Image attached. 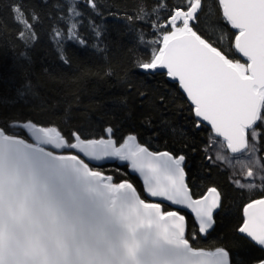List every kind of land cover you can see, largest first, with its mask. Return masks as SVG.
Returning <instances> with one entry per match:
<instances>
[{
    "label": "trees",
    "instance_id": "trees-1",
    "mask_svg": "<svg viewBox=\"0 0 264 264\" xmlns=\"http://www.w3.org/2000/svg\"><path fill=\"white\" fill-rule=\"evenodd\" d=\"M160 2L96 0L97 14L85 0H0V129L26 140L24 127L13 125L31 121L36 126L55 127L66 141L73 142V132L85 140L100 139L106 138L105 130L111 127L116 147L134 135L138 144L153 153L183 155L186 184L193 198L203 197L212 187L221 197L214 228L205 237L199 236L193 219L182 213L190 246L207 251L223 248L231 264H257L264 260V251L241 237L238 230L243 209L264 198V192L249 194L234 188L229 173L212 164L208 150L214 137L208 128H198L178 86L165 75L143 74L138 67V62L150 61L152 49L162 44L163 30L154 32L152 23H165L178 4L164 0L167 8L152 14ZM71 3L82 13L75 18V31L86 41L84 45L67 38ZM13 4H19L29 19L33 12L39 17L34 41L25 44L18 38ZM141 7L152 15L136 19ZM198 15L199 34L218 49L235 53L233 32L223 20L217 0H202ZM93 26L102 32L99 41L92 33ZM53 29L62 33L56 42ZM258 146L264 165L263 133L258 136ZM102 171L111 175L114 183L132 182L145 199L140 182L128 174L127 167L115 163Z\"/></svg>",
    "mask_w": 264,
    "mask_h": 264
},
{
    "label": "snow or ice",
    "instance_id": "snow-or-ice-1",
    "mask_svg": "<svg viewBox=\"0 0 264 264\" xmlns=\"http://www.w3.org/2000/svg\"><path fill=\"white\" fill-rule=\"evenodd\" d=\"M85 3L99 14L96 0H85ZM219 6L226 24L237 30L231 33L235 37L231 45L235 53L218 49L209 38L199 34L198 12L202 0H182L169 11L165 23H152L154 32L163 30L162 46L154 47L150 61L138 62V67L152 70L148 75H164L166 70L167 76L178 81L191 101L190 111L199 118L197 126L206 121L236 154L244 149L254 150L246 138L248 130L256 140L260 135L258 122H264V0H219ZM164 8L167 5L161 0L152 14ZM11 10L20 29L18 38L25 44L30 39L34 41V25L39 17L33 12L29 19L19 4H13ZM152 14L141 7L136 19L144 20ZM68 15L67 38L86 44L75 31V18L82 13L74 3L69 5ZM53 32L56 42L62 33L57 29ZM92 33L99 41L102 36L99 26H93ZM139 38L143 41L142 34ZM155 43L160 45L161 41ZM236 53L244 58L243 62L236 58ZM60 54L67 62L62 49ZM13 126L25 127L32 139L29 142L14 132L0 129V175L8 162L25 165L34 172L42 162H48L57 177L72 176L87 191L101 193L110 215L115 218L114 232L120 230L115 239L105 238L87 248L79 264H231L229 253L223 248L205 252L191 247L185 235V215L177 210H165L170 205L190 209L200 234L208 233L215 224L214 211L220 206V194L212 187L202 198H193L185 183L183 155L153 153L136 143L134 135L116 147L111 127L105 130L107 139L85 140L73 132L74 140L68 142L55 127L36 126L31 121L14 122ZM64 149L75 150L93 162L112 163L109 158L127 161L143 177L147 195L159 200L146 202L132 182L114 183L113 177L102 171L104 163H99L96 167L100 170H95L79 155L63 153ZM217 159L228 158L218 154ZM248 175L253 173L249 171ZM237 186L244 187L238 181ZM260 187L264 190V184ZM244 217L239 232L264 249V199L249 203L244 208ZM0 264H4L2 248Z\"/></svg>",
    "mask_w": 264,
    "mask_h": 264
},
{
    "label": "water",
    "instance_id": "water-1",
    "mask_svg": "<svg viewBox=\"0 0 264 264\" xmlns=\"http://www.w3.org/2000/svg\"><path fill=\"white\" fill-rule=\"evenodd\" d=\"M217 1L219 5V0ZM219 10L222 15L220 6ZM227 26L233 33L237 31L231 29L230 25ZM236 55L241 62H243L244 58L238 53H236ZM140 71L143 74H147L148 71L152 70L146 71L141 68ZM164 72L166 79L170 83L178 86L180 93L185 97L189 106L192 107L191 101L188 100L186 93L179 87L178 81H174L172 78L168 77L166 70H164ZM194 118L196 121L199 120L195 115ZM201 126L208 128L215 139L223 142L230 156H240L247 151V149H244L241 153H232L231 150L227 148V143L223 140V137L216 136L210 124L204 121L201 122ZM24 129L26 140L31 142L32 138L28 130L25 127ZM250 132L251 130H248L246 138H248ZM107 138L106 136L105 139ZM135 142L137 143V141ZM50 150L57 151L55 149ZM61 151L65 154L72 153L79 155L90 167H94L95 169H98L96 166L99 163H104L89 161L82 154L76 153L75 150L64 149ZM109 159L113 162L104 163V166H111L116 163L118 166L127 167L128 174L132 177H136L140 181L146 202L159 200V198H152L147 195L143 177L138 172H134L127 161L121 162L115 158ZM184 166L185 160L183 163V167ZM28 171L34 172L25 165H17L8 162L4 166L3 174L0 175V217H2V223H0V248H2L4 264H79L81 255L87 248L96 245L105 238L115 239L116 232L120 230L116 229L114 232V217H109V226L101 232L97 227L99 221L98 212L89 214L76 210V205L80 202H88L99 208L101 206V201L99 198L93 199V193L87 191L83 185L77 184L74 177H53L48 180L33 179L31 182H26L21 177ZM207 193L208 191L205 195ZM103 204L105 205L104 197ZM164 204L169 205V202L165 201ZM168 208L177 210L180 214L184 213L191 217L200 237H205L214 228L210 229L206 234H200L198 222L195 221V215L191 213L190 209L177 205H170ZM219 208L214 211V216L218 213ZM244 218L243 209V222ZM93 233L94 239L92 242H86V237ZM238 234L247 239L255 247L264 251L260 246L255 245L250 238H247L245 234L240 233L239 230ZM185 235H187V224ZM215 250L202 251L214 252ZM257 264H260V262Z\"/></svg>",
    "mask_w": 264,
    "mask_h": 264
},
{
    "label": "rangeland",
    "instance_id": "rangeland-1",
    "mask_svg": "<svg viewBox=\"0 0 264 264\" xmlns=\"http://www.w3.org/2000/svg\"><path fill=\"white\" fill-rule=\"evenodd\" d=\"M177 3H182V0H176ZM224 38L221 37L220 45L223 46ZM197 122V121H196ZM259 133L264 134V122H259ZM199 128V127H198ZM211 133V132H210ZM249 135V134H248ZM214 139V140H213ZM209 146L208 154L210 155L213 165L219 166L222 170L225 169L230 175V183L234 188L245 191L249 194L253 193H262L264 190L260 187L261 184H264V179H261L264 176V165L261 162V151L258 146V138L253 140L250 132V139L247 138L250 148H254L253 151H247L240 156L232 157L230 156L226 149L225 145L221 141L213 138ZM220 154L222 157H227L228 159H217V155ZM251 171L252 176H249L248 173ZM237 181L244 185V187H238ZM255 184V188H249L247 185Z\"/></svg>",
    "mask_w": 264,
    "mask_h": 264
},
{
    "label": "clouds",
    "instance_id": "clouds-1",
    "mask_svg": "<svg viewBox=\"0 0 264 264\" xmlns=\"http://www.w3.org/2000/svg\"><path fill=\"white\" fill-rule=\"evenodd\" d=\"M57 177L53 169L49 166L48 162H42L39 166L38 171L32 172L28 171L22 175V179L26 182H31L33 179L48 180L50 178ZM93 199L99 198L101 201V206L99 208L95 207L93 204L88 202H80L76 205L77 211H83L89 214L99 213L98 229L102 232L106 229L108 224V219L111 216L107 207L103 204V196L101 193L92 192ZM95 231V230H94ZM94 239V233L86 237V242L91 243Z\"/></svg>",
    "mask_w": 264,
    "mask_h": 264
},
{
    "label": "bare ground",
    "instance_id": "bare-ground-1",
    "mask_svg": "<svg viewBox=\"0 0 264 264\" xmlns=\"http://www.w3.org/2000/svg\"><path fill=\"white\" fill-rule=\"evenodd\" d=\"M217 3H218V1H217ZM219 6V5H218ZM73 140H74V138H73ZM132 177V176H131ZM136 178V177H135ZM137 179V178H136ZM138 180V179H137ZM139 181V180H138ZM140 182V181H139ZM141 184V183H140ZM142 186V185H141ZM143 188V187H142ZM167 209H169V210H171L170 208H168L167 207Z\"/></svg>",
    "mask_w": 264,
    "mask_h": 264
}]
</instances>
